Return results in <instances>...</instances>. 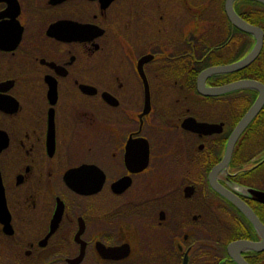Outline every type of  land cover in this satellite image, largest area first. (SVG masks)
I'll return each mask as SVG.
<instances>
[{"label":"flooded vegetation","instance_id":"af4514ba","mask_svg":"<svg viewBox=\"0 0 264 264\" xmlns=\"http://www.w3.org/2000/svg\"><path fill=\"white\" fill-rule=\"evenodd\" d=\"M0 264H264V1L0 0Z\"/></svg>","mask_w":264,"mask_h":264},{"label":"water","instance_id":"95a60500","mask_svg":"<svg viewBox=\"0 0 264 264\" xmlns=\"http://www.w3.org/2000/svg\"><path fill=\"white\" fill-rule=\"evenodd\" d=\"M260 1H264V0H260ZM229 15L230 16H232V18H237V16L233 13V11H231V12H229ZM237 22L238 23H240V24H242L241 26L246 30H248V29H251V27H249L247 24H245L244 22H242V21H240V20H238V18H237ZM253 53H255V50L253 51ZM252 53L248 56V57H246L243 61H240V62H238L237 64H235V66H240V65H244V64H246L251 58H252ZM235 66H233V68L235 67ZM205 73L203 72L201 75H200V77L201 76H203ZM241 85V83H236L234 86H240ZM224 89H228L227 87H223L221 90L223 91ZM199 91L201 92V93H205V88L202 86V87H199ZM251 112H252V110L251 111H249L248 113H247V115L244 117V119L240 122V124H239V126H238V128H241L242 127V125H244L249 119H250V117H251ZM184 125H186L187 123H183ZM235 202H236V204L239 206V207H241L242 209H246V206L245 205H243V203L242 202H240L239 200H237V199H233Z\"/></svg>","mask_w":264,"mask_h":264},{"label":"bare ground","instance_id":"6f19581e","mask_svg":"<svg viewBox=\"0 0 264 264\" xmlns=\"http://www.w3.org/2000/svg\"><path fill=\"white\" fill-rule=\"evenodd\" d=\"M244 205V204H243Z\"/></svg>","mask_w":264,"mask_h":264}]
</instances>
